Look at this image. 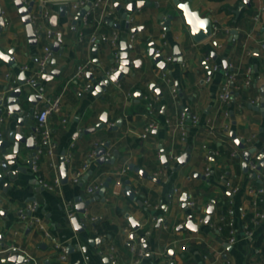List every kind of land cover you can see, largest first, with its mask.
Segmentation results:
<instances>
[{
  "label": "crops",
  "instance_id": "0c3cea01",
  "mask_svg": "<svg viewBox=\"0 0 264 264\" xmlns=\"http://www.w3.org/2000/svg\"><path fill=\"white\" fill-rule=\"evenodd\" d=\"M33 1V11H37L39 0ZM148 1L150 4L130 13L132 20L128 25L123 17L128 0L116 9V20L108 19L103 10L97 9L92 14L96 22L93 28L90 23L82 26L81 17L73 25L76 12H66V16L61 17L58 10L53 13L57 15L55 26L49 20L37 22L42 32L50 29L51 34L36 37V44H32L12 0H0L5 19L0 30V48L3 51L13 48L17 64L9 66L0 61V94L4 87L10 90L20 85L21 72L27 80L37 67L46 42L50 45L59 42V49L53 55L55 63L50 62L47 72L60 69V74L50 80H39L43 87L42 100L34 106L33 118H28L27 126H35L34 113L46 98L60 96L61 105L60 111L49 117L56 144L57 167L50 166L48 156L43 154L37 159L38 170L33 171L32 164H28L24 156L17 165L10 166L12 170L19 166L15 180L5 177L0 182V264H17L1 261L6 255L3 249L8 246H16L18 254L26 259L31 256L38 264H61L54 242L65 247L66 264H109L106 256L109 245L115 246L118 264H131L134 259L130 249L132 244L145 254L149 253V257L144 254L140 264H170L171 261L174 264H264V219L256 225L248 222L254 212L264 213V196L254 197L250 192L261 184V180L248 164L246 169L243 167L242 149L229 134L234 130L238 138H249L244 141V148H255L249 162H259L257 154L264 152V107L259 106L264 98V0H250V5L237 19L233 10L241 0H192L191 7L198 9L201 16H209L217 28L200 42L192 40L190 27L173 0ZM168 14H172L170 23L162 24ZM255 14H260L259 21L253 19ZM108 20L119 23V28L110 25ZM134 27L139 29L132 33ZM79 30L86 38L94 32L97 40L93 43L86 39L80 41ZM114 31L119 35L118 47L120 41L125 40L127 45H132L128 47L129 58H140L141 62L138 67L132 65L117 83H110L98 93L94 87L111 64L109 37ZM131 34H134L132 42L129 41ZM162 34L172 56L165 71L178 90L175 102L168 86L159 78L161 69L146 54L147 44L152 40L160 49ZM175 45L181 52V61H176L172 54ZM207 55L210 56L208 61L205 60ZM223 60H227V65L236 74L229 104L218 100L223 80L221 70H211L213 63L221 66ZM85 62H89L90 69L83 79L76 80V68ZM88 72L92 73L94 81L87 76ZM206 75H211L209 81L205 80ZM85 82H91L93 86L85 89ZM151 83L156 84L160 95L149 87ZM23 87L30 92L38 91L26 84ZM138 90L141 97L134 95ZM145 95L158 96L155 117L159 125L143 135L149 120ZM255 95L260 99L251 102ZM224 108L231 114L227 131L222 129ZM180 111L187 114L184 133L177 124ZM103 112L108 124L80 134L84 128L99 122ZM191 114L199 116L200 124L191 123ZM64 117L67 119L65 125L61 123ZM207 118L215 124L212 132L204 124ZM166 119L169 122H165ZM117 121L116 129H108ZM105 142H109L105 156H115L114 162L99 163L95 155L81 181L71 182L88 154ZM10 148L11 144L7 150ZM186 148H190L188 161L178 168L177 160L170 159V154L179 156ZM162 150L167 164L161 160ZM20 151L32 152L23 143ZM233 152L237 155L233 156ZM62 154L68 157H65L68 182H59L53 191L48 190L38 182V176L46 182L59 180ZM135 168L145 170L158 181L142 177ZM205 168L209 169L208 176L204 174ZM122 169L125 172L119 175ZM260 170L264 171V167ZM107 178L110 182L103 199L101 196L95 198V193L88 194L86 187L89 184L95 180L103 183ZM125 180L134 191L133 197L126 192ZM5 182L9 184L7 188H3ZM183 193L188 194L186 201H196L194 207L180 201ZM76 196L81 200L92 198L84 213L75 209ZM34 201L37 207L31 215L40 218L51 237L45 236L37 224L20 217L19 210ZM139 201H142L141 205ZM210 204L213 210L210 221L205 223ZM66 206L73 209L84 226L83 231L74 229L66 216ZM188 215H192L196 230L185 225ZM222 215L233 225L234 242L228 241V228L217 225ZM130 216L139 223L137 229L133 228ZM91 217L114 224L112 233L96 234ZM159 217L161 222L158 224ZM246 225L252 230L249 236L244 234ZM130 234H133L132 238ZM95 238L100 241L91 244L89 240ZM27 264H30L28 259Z\"/></svg>",
  "mask_w": 264,
  "mask_h": 264
},
{
  "label": "water",
  "instance_id": "95a60500",
  "mask_svg": "<svg viewBox=\"0 0 264 264\" xmlns=\"http://www.w3.org/2000/svg\"><path fill=\"white\" fill-rule=\"evenodd\" d=\"M191 1L192 0H173V3L175 4L176 8L182 13V16L186 22V24L190 27L191 32V38L195 42H200L203 39H206L209 37L212 33V28L215 26L212 22L211 18L209 16H201L200 11L198 9H193L191 7ZM14 3V6L16 7L18 13L21 16L22 22L25 24L26 34L27 37L30 39L32 44H36V34L34 32V23L31 20V12L33 11L34 1L30 0L28 5H24L21 0H12ZM150 4L148 0H128L126 7L124 9L123 17L126 18L127 25L129 24L128 19L131 12H134L136 10L141 9L145 5ZM250 5V0H241L238 2L236 8L233 10L235 19L239 18L240 14L242 13L243 9L246 6ZM121 7V4H116V8L119 9ZM88 6H83L79 8L76 12V14L73 17L72 23L75 25L77 23V20L82 17L86 11ZM59 15L61 17L66 16V8L65 5H60L59 7ZM172 18V14H168L162 21V24H169L170 19ZM49 21L52 26L56 25L57 21V15L52 14L49 18ZM110 25H112L115 28H119V23H113L112 21H107ZM5 19L2 15V8L0 6V30L4 27ZM139 28H131V32L135 33L136 30ZM167 30V28H166ZM262 30H264V27H262ZM236 30H233V32ZM58 43L59 42H53L51 44V47L53 51H58ZM97 44L94 45V47ZM128 47H132V45H127V42L125 40L120 41V64L118 66V69L110 74L109 76L102 75V78L96 83L94 90L98 93L102 92L103 88L108 86L110 83H117L126 73H128L129 68L134 66H139L141 59L136 58L134 60H131L129 58L128 54ZM14 49L10 48L6 51L1 50L0 48V61L9 65V66H17L14 58H13ZM146 54L153 60V62L160 68L165 69L166 68V62L163 59L162 54L157 51V48L155 47L154 40L148 42L147 44V50ZM176 61H181V52L177 45L173 47V53ZM214 56L216 55L215 52H211ZM51 64L55 63L54 58L51 59ZM221 67L226 68L227 67V60H223ZM60 69H53L50 72L44 73L42 76V80H50L52 77L59 76ZM87 76L91 79L94 78L92 76L91 72L87 73ZM20 85L11 88L10 90H7L6 87L3 88V94H0V182L6 177L9 180H15L14 176H16L17 171L19 170L16 166L14 170L10 168V166L17 165L23 157H27V163H32V158L35 154L37 146L34 142V127L27 126V120L33 118V112H34V106L36 105L37 101L42 100V92L43 87L41 86L40 81H37L30 86V88H38L37 92H30L25 86L26 84V76L24 72H21V79L19 80ZM27 85V84H26ZM149 87L154 90L158 95L161 94L159 88L156 87L155 83H151ZM136 97H141V91L138 90L134 94ZM259 106L264 107V98L261 99V102ZM105 124H108V119L106 116V113L103 112L100 116V121L97 122L93 126H89L81 130L80 134L83 133H89L93 132L96 129L102 128ZM119 124V121H117L116 124L113 126H108V129H116L117 125ZM5 136H3V135ZM230 136L233 138L234 142L237 144L239 148L242 149V158H243V167L246 169L247 164L250 159L251 152L255 149L254 147L245 149L244 148V140L242 138H238L236 136V133L234 130H230L229 132ZM23 143L26 146L27 150H32L31 153L21 152L20 151V144ZM11 144L10 151L7 149L9 148V145ZM109 145V142H105L101 146H98L95 149V155L96 160L99 163H113L115 156H105L106 149ZM189 150L190 148H186L185 151H183L178 157V168L181 165H184L189 158ZM117 152L114 151V154ZM161 160L164 164H167V157L164 153V151H161ZM257 158L259 159L258 162V169L261 167H264V152H260L257 154ZM132 165L129 166L131 168ZM135 171H138L139 174L142 177H149L155 181H158V178L148 175L145 170L135 168ZM198 175V173H196ZM59 177L61 183H67L68 182V173L65 165V156L64 154L61 155L60 163H59ZM203 177V176H202ZM110 178H107L102 185L99 187L98 190H96L95 198L101 196L102 199L104 197L105 189L109 186ZM126 186V192L129 196L133 197L134 191L129 186V181L125 180ZM8 182H5L3 184V188H7ZM170 196V194H169ZM188 197L187 193H183L181 195L180 201H182L184 204L186 202V199ZM92 201V198L81 200L79 196L75 197V209L77 212L84 213L85 208L89 205V203ZM139 204H142V201H139ZM213 205L210 204L207 208V215L204 218L205 223H208L210 221V214L212 213ZM71 224L73 225L74 229L77 231H83L84 226L83 224L79 223V220L77 216L73 215L69 218ZM129 220L133 226L134 229H137L139 227V223L132 217H129ZM158 224L161 222L160 217L158 218ZM187 227L191 228L192 230L197 229V225L192 221V215H188L187 221L185 224ZM130 238L133 237V234L129 235ZM100 241V238L90 239L89 242L92 244L93 242L98 243ZM3 246V244H1ZM145 246V244H144ZM146 247V246H145ZM169 254H172V251H169ZM145 257H149V253L147 252L145 254ZM2 262L6 261H13L17 262V264H27V260L25 256L18 254V249L16 247H13L12 253L6 254L4 258L1 259ZM170 264H174L173 261L170 262Z\"/></svg>",
  "mask_w": 264,
  "mask_h": 264
},
{
  "label": "built area",
  "instance_id": "2783aa9c",
  "mask_svg": "<svg viewBox=\"0 0 264 264\" xmlns=\"http://www.w3.org/2000/svg\"><path fill=\"white\" fill-rule=\"evenodd\" d=\"M24 5H28L30 0H21ZM126 0H39V9L37 11H32L31 12V20L34 23V32L36 34V37H41L45 35L48 36L51 34L50 29H45L43 32L40 30V26H37V22L39 20L41 21H48L50 16L53 13H56L59 10L60 5H65L66 12L70 13H75L77 10L83 6H88L86 9L84 15L80 18L81 20V25L85 26L88 24V17L91 16L97 9H101L105 12V15L108 19L110 20H116L118 15L116 11V4H123ZM253 19L255 21L260 20V14H255L253 16ZM132 20L131 17H129L128 21ZM217 28L214 26L212 28V31H216ZM162 40L160 42V49L159 51L163 59L166 63L170 62L172 59L171 53L168 50V42L164 38V34L161 35ZM78 38L79 40H87L88 43H93L97 40L96 34L93 32L90 34L87 38L82 30L78 31ZM134 39V34H131L129 37V41L132 42ZM118 40H119V35L117 32H112V34L109 37V42L112 47V51L110 53V66L107 70H105L104 75L109 76L110 74L114 73L120 64V50L118 47ZM264 47V46H262ZM54 51L50 45L49 42H46L41 49V52L39 54L38 58V63L37 67L34 69V71L28 76L26 80L27 85H31L39 80L42 79V76L44 73L47 72V68L50 64L51 59L53 58ZM205 60H210V56L207 55L205 57ZM24 68H27L24 66ZM90 69V64L89 62L81 63L77 66L74 78L76 80H81L85 77L87 70ZM211 70H221L223 80L219 86V92H218V100L221 103L229 104L231 99H232V86L234 85V82L236 80V74L231 70V67L227 65L226 68H222L216 63H213L211 65ZM250 71V70H248ZM159 78L161 81H163L167 86L169 93L173 99V101H177V87L173 83L172 79L168 74L166 73L165 69H161V72L159 74ZM211 79V75H206L205 80L209 81ZM91 82H85L83 84V87L85 89H90L92 87ZM144 98L146 99V113L149 117V120L144 128V133L143 135H146L151 129L156 128L159 125L158 120L156 119V108H155V101L158 99V96H155L154 98L145 95ZM260 99L259 95H255L253 98H251V102L258 101ZM61 109L60 105V96L54 97V98H46L44 100V103L42 106L35 111L34 113V119H35V126H34V142L35 145L37 146L35 150V154L33 156L32 160V170L37 171L38 166H37V159L40 155H47L49 158V165L53 167H57L58 161L56 158L55 154V148L56 144L55 141L52 137V130L50 127V115L54 113H58ZM222 115L224 116V120L222 122V129L224 131H227L230 127V118L231 114L228 110V108H224L222 110ZM187 114L185 111H180L177 124L181 129V132L184 130V122L186 120ZM189 119L191 123L193 124H200V118L196 114H191L189 116ZM165 122H169V120H165ZM61 123L65 125L67 123V119L64 117L61 119ZM204 124L207 126V130L209 132H212L215 128L214 122L210 119L207 118L204 121ZM247 140H250L249 138ZM244 140V141H247ZM233 156L237 155V152H233ZM66 157V156H65ZM178 155L177 154H170V159L177 160ZM68 158V157H66ZM95 158V152H90L87 156V158L83 161L82 165L79 167L78 170L73 174L71 178V182L73 183H78L82 179L83 173L87 170V168L90 165V161ZM249 168L254 172L255 176L261 180V184L254 188L251 189L250 192L253 194L254 197L256 196H264V171H261L258 169V161L257 160H251L248 163ZM125 172V169H122L119 172V175L123 174ZM209 169L205 168L204 174L206 176L209 175ZM38 182L46 189L53 191L61 182L59 180H55L54 182H46L41 176H38ZM60 182V183H59ZM102 185L101 181L95 180L91 184H89L86 187V191L88 194H94L96 190L99 189V187ZM256 203V200H253V204ZM187 206L189 207H194L196 205V201L193 199H189L186 201ZM37 205L36 202H28L23 208H21L20 211V217L21 219L28 220L31 223L37 224V226L42 230L45 236L51 237L50 231L48 228L45 226V224L42 223L39 217L35 215H31L32 212L35 211ZM66 211V216L67 218H70L74 215V211L71 207L66 206L65 207ZM262 219H264V213L256 211L254 214L250 217H248V222L249 224L256 225L258 224ZM90 220L92 222H96L95 217H91ZM201 221V219H200ZM217 225L219 228L222 226H226L228 228V241L229 242H234L236 240V234L235 230L233 228L232 223L225 217V216H220L217 220ZM94 232H96V229H94ZM244 234L249 236L252 234V230L249 228L248 225L245 226L244 228ZM101 236V235H99ZM13 247L16 246H8L3 249V252L5 254H10L12 253ZM53 247L57 252V260L61 264H66V259H67V254L65 251V247L57 242L53 243ZM17 248V247H16ZM18 249V248H17ZM131 251L134 253V259L131 264H140L141 260L145 254V251L142 249H137L135 245H130ZM106 256L108 259L109 264H118L116 254H115V246L114 245H109L107 248ZM28 262L30 264H38L36 260L31 257L27 256ZM26 259V260H27Z\"/></svg>",
  "mask_w": 264,
  "mask_h": 264
},
{
  "label": "trees",
  "instance_id": "16d2710c",
  "mask_svg": "<svg viewBox=\"0 0 264 264\" xmlns=\"http://www.w3.org/2000/svg\"><path fill=\"white\" fill-rule=\"evenodd\" d=\"M88 23L92 25L91 28H93L96 25V22L93 20L92 15L88 17ZM93 228L96 229V234L103 235L112 233L113 228L115 227L114 224L105 221V220H96V222H93ZM224 229H227L226 226H223Z\"/></svg>",
  "mask_w": 264,
  "mask_h": 264
}]
</instances>
